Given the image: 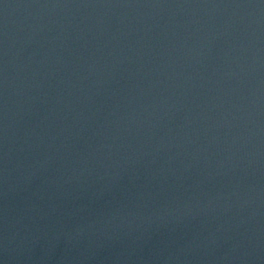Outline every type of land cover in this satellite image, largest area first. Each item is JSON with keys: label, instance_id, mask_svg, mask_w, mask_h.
I'll return each mask as SVG.
<instances>
[{"label": "water", "instance_id": "water-1", "mask_svg": "<svg viewBox=\"0 0 264 264\" xmlns=\"http://www.w3.org/2000/svg\"><path fill=\"white\" fill-rule=\"evenodd\" d=\"M0 264H264V0H0Z\"/></svg>", "mask_w": 264, "mask_h": 264}]
</instances>
